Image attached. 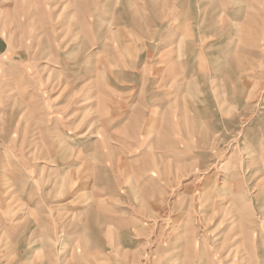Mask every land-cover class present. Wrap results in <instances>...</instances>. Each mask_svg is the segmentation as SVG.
<instances>
[{
  "label": "crops",
  "instance_id": "1",
  "mask_svg": "<svg viewBox=\"0 0 264 264\" xmlns=\"http://www.w3.org/2000/svg\"><path fill=\"white\" fill-rule=\"evenodd\" d=\"M45 1L0 0V78L7 77L0 80V89L5 87L3 94L0 91V108H4L2 113L11 110L3 122L0 153V264H59V250L52 251L51 246L75 245L72 238L77 216L84 219L80 236L90 237L96 219L93 222L86 214L99 212L102 216L109 209L108 198L112 207L118 202L130 204V196L136 198L129 191L126 176L135 182L134 189L144 188L146 178L140 175L146 171L144 161L128 170L127 164L134 159L137 162L148 149H157L160 155L154 164L167 163L161 156H166L165 151L175 156L177 149L181 150L179 162L183 159L186 163L188 133L202 131L200 126L207 132H219L220 106L225 112L241 101L255 102L260 111L254 120L260 121V127H253L251 120L243 138L247 147L251 146L248 134L255 129L264 140V0H245L240 5L243 12L233 0H214L217 14L201 13L202 0H81L76 4L75 0H51V52L40 59L50 62L60 77L49 84L48 76L42 83L39 78L31 79L27 69L32 61L22 59V51L17 52L16 43L7 39L21 37L30 16L31 23L43 28L47 19L43 15L48 12L47 8L44 11ZM61 4L71 7L64 18H59ZM78 5L83 10L76 14ZM252 14L257 31L240 36L246 17ZM116 17V24H111ZM61 20L71 27L62 35ZM208 36L210 40L205 41ZM247 37L252 38L255 51L251 60L238 63L236 45H248ZM92 48L99 56L90 53ZM114 49L120 51L127 66L153 70L149 71L146 94L139 91L140 78L135 75L137 89L130 106L129 95L104 100L102 85L110 83L107 79L101 77L99 91L93 95L89 89L88 93H77L85 82L77 85L72 77L87 74V69H96L101 76L109 70L110 76L119 74L121 60H114ZM93 56L95 65L82 66ZM5 57L12 60L4 61ZM37 68L44 70V64ZM208 77L218 95L210 94L206 99L203 93L195 94L194 86ZM219 84L229 88L224 98L219 95ZM239 87L242 97H231L230 89ZM45 101L52 102V110L42 109ZM17 102L23 108L12 110ZM92 108L95 116L79 115ZM245 108L243 116L249 111ZM138 115L146 117V122ZM146 134L155 135L149 141L141 138ZM250 175L251 169L252 178ZM94 199H98L96 204ZM199 241L204 244L203 239Z\"/></svg>",
  "mask_w": 264,
  "mask_h": 264
},
{
  "label": "rangeland",
  "instance_id": "2",
  "mask_svg": "<svg viewBox=\"0 0 264 264\" xmlns=\"http://www.w3.org/2000/svg\"><path fill=\"white\" fill-rule=\"evenodd\" d=\"M77 1L81 0H75V4ZM92 1L94 2V0ZM244 1L233 0L234 3H232L235 4L239 12H243V7L240 5ZM249 1L251 2V0ZM50 2L51 0H46L44 4V11L47 8L48 17L46 14L43 15L47 18L43 28L31 23L30 16L27 20V29L24 30L21 37H7L9 42L13 40L16 43L14 49L17 52L22 51L20 54L22 59L32 61L31 67L27 69L31 73V79L35 81L39 78V82L42 83L41 79L45 77L46 81L48 76L47 84L54 83L60 77L50 62L43 63V60L40 59L42 54L51 52L49 51L50 40H48L50 39L48 34L53 31ZM202 3L201 13L217 14L216 1L202 0ZM68 6L60 5L59 18H64V14L69 12L67 10L71 7ZM82 10L79 5L74 9L75 13L77 11L76 14ZM252 12L254 11L252 10ZM33 17L35 16L33 15ZM117 19L119 18L116 17L115 23L111 22V24H116ZM164 19L161 17V20ZM135 21L132 23L135 24ZM119 22L121 21L119 20ZM11 24L12 22L9 24L10 27H12ZM57 24L58 21H56ZM60 25L61 35L66 33L65 30L71 28L66 20H61ZM99 28L98 26L97 29ZM257 29L255 15L247 16L246 26L241 27L240 36L245 32L257 31ZM208 38L211 37L208 36L204 40H210ZM251 39L247 37L248 45L246 46L237 43L236 62L242 63L243 60H251L255 51L251 46ZM95 50L92 48L89 51L96 55ZM114 53V60H121L119 66L122 69L120 68L119 74L110 76L109 70L107 75L101 76L96 69H87V74H72L77 85L80 82H85L84 85L79 86L77 93H88L89 90L93 95L98 93L97 85L103 77L110 82L102 85L104 100L109 98L119 100V97L128 95L130 99L137 89L134 83L135 75H139L140 78L139 91L148 93V75L149 71L152 73L153 70H148L146 66L129 67L123 62L120 51L114 49ZM143 54L145 53L141 55L144 56ZM3 60L8 62L12 58L5 57ZM95 63L96 57L93 56L82 66H93ZM42 64H44V70L37 68ZM237 74L238 69L236 68L235 75ZM6 78L1 77L0 80L5 81ZM209 78H202L203 82L194 86L195 94L203 93L206 99L210 94L217 97L218 91L213 89L212 81ZM191 81L193 82L194 78ZM219 85V95L224 98L228 95L229 88L224 84ZM2 90L5 92V87L2 86L0 89L1 94H3ZM9 90L11 89L8 86L7 91L9 92ZM63 91H67V89ZM229 94L231 97H242L243 89L241 87L230 89ZM93 98L95 97L93 96ZM44 103L46 105L42 109L52 110V102L45 101ZM117 103L120 104L119 101ZM240 103L234 109L225 112L221 106L219 107L221 119L219 121L220 117L216 118L219 121V132H207L205 126H200L202 131L188 133L187 143L189 145L186 163L183 162V159L182 163L179 162L181 150L177 149L175 156L171 155L169 151H165L166 156H161L168 160V165L167 163L154 164L153 161L160 159L158 158L160 155L158 156L156 153L157 149H148L140 159L137 158L139 159L137 162L134 159L131 164H127L128 170L131 166H138L139 161L140 163L144 161L146 171L139 173L146 178L143 182L145 183L144 188L140 191L134 189L135 182L130 181L126 176V179L129 180H126L129 191L135 193L136 198L134 195L130 196V199L128 198V202L131 200L130 204L118 202L115 203L116 206L113 205L114 207L110 206L112 201L111 198H108L109 209L102 212V216L99 212L86 214L87 217L91 216L93 222L95 218V223L98 224L94 223L90 237L83 234L80 236V231H83L84 219L77 216L74 220L77 229L72 238L75 245L73 247L72 244L63 246L60 243V246L57 244L51 246L52 251L58 252L59 250V264H264V140H260L261 134L255 129L248 134L251 146L247 147L243 138L244 129L250 127L251 120L253 127H260V121L254 120L260 110L255 102L245 100ZM249 103H252L251 106L245 108L244 104ZM2 104L3 102L0 101V105ZM128 104L131 105V99ZM14 105L12 110L23 108L19 102ZM244 108L249 110L245 116H243ZM1 109L4 108H0V153L4 136L3 122L11 112L10 109H7V113H2ZM79 109L81 108L79 107ZM209 111L207 107V113ZM89 113L91 116H95L96 110L92 108L86 110L85 113L81 111L79 115ZM166 117L170 118L171 116ZM132 119L135 121V118L132 117ZM139 119L145 122L147 120L142 115ZM188 123L195 124L193 120H188ZM154 135L146 134L141 138L150 141ZM93 150L90 148V151ZM128 152L131 153V151ZM90 155L92 158L94 157L91 153ZM140 165L144 167L142 164ZM250 169L252 178L249 177ZM140 175L134 176L133 180L138 179ZM148 179L150 180L148 181ZM96 200L98 199H94L95 204ZM153 207L155 208L153 209ZM106 215L107 217H104ZM110 218L115 221H111ZM95 227L96 229H94ZM97 227L100 231L97 230ZM85 232H87L86 229ZM200 239L204 240V244L202 241L200 244L197 242ZM117 241H121V243H116ZM181 241L185 243L181 245Z\"/></svg>",
  "mask_w": 264,
  "mask_h": 264
}]
</instances>
